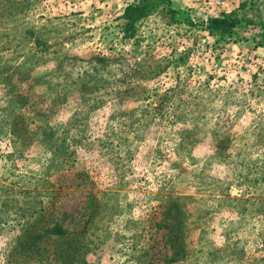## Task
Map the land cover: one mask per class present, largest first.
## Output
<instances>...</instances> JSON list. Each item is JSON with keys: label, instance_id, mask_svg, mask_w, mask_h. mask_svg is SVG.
<instances>
[{"label": "rangeland", "instance_id": "obj_1", "mask_svg": "<svg viewBox=\"0 0 264 264\" xmlns=\"http://www.w3.org/2000/svg\"><path fill=\"white\" fill-rule=\"evenodd\" d=\"M134 1L0 0V264H264V0Z\"/></svg>", "mask_w": 264, "mask_h": 264}, {"label": "trees", "instance_id": "obj_2", "mask_svg": "<svg viewBox=\"0 0 264 264\" xmlns=\"http://www.w3.org/2000/svg\"><path fill=\"white\" fill-rule=\"evenodd\" d=\"M150 4V0H135L132 3H128L127 6L124 9V13L121 15V17L124 19V25L125 30L128 31L132 28L133 24L137 22L140 18L146 15L148 6ZM207 21V28L209 33L213 36V38L218 41L220 39H230L234 35V27L238 24L239 19L236 17L235 12L233 10L229 12H219L214 15H211L208 17ZM125 36H133L132 33L125 35ZM99 60H105L107 59L104 56L97 57ZM22 99L24 98V95H21ZM60 98V97H58ZM55 100V99H54ZM57 100V98H56ZM58 101V100H57ZM166 214L169 219L178 218L181 214V218L177 222L178 228L184 229V226L181 225L182 221L186 220V212L183 211V205L184 202L182 201V198L180 196L174 195V196H167L166 197ZM173 212L176 214L170 216L173 214ZM181 220V221H180ZM165 221V217L158 222L157 224H163ZM186 222V221H185ZM52 234L55 235L56 238L66 237L68 232L63 229L60 225L56 224L51 229ZM78 241H76L73 245H67L66 247H57L56 253L61 256V258H72L75 253L78 252L79 245L77 244ZM166 259V258H165ZM173 260V257H170L168 261Z\"/></svg>", "mask_w": 264, "mask_h": 264}, {"label": "built area", "instance_id": "obj_3", "mask_svg": "<svg viewBox=\"0 0 264 264\" xmlns=\"http://www.w3.org/2000/svg\"><path fill=\"white\" fill-rule=\"evenodd\" d=\"M226 0H204V4L207 8L213 9V10H221L226 2Z\"/></svg>", "mask_w": 264, "mask_h": 264}]
</instances>
